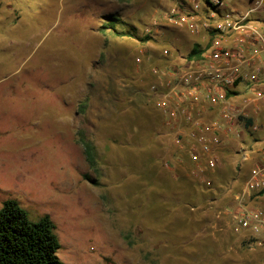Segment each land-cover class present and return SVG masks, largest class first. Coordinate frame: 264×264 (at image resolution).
Returning <instances> with one entry per match:
<instances>
[{"label":"rangeland","instance_id":"obj_1","mask_svg":"<svg viewBox=\"0 0 264 264\" xmlns=\"http://www.w3.org/2000/svg\"><path fill=\"white\" fill-rule=\"evenodd\" d=\"M172 5L0 0V208L14 200L30 222L49 219L63 264H264L224 214L231 201L182 203L180 173L206 182L240 157L195 174L148 94L150 66L135 58L161 47Z\"/></svg>","mask_w":264,"mask_h":264},{"label":"built area","instance_id":"obj_2","mask_svg":"<svg viewBox=\"0 0 264 264\" xmlns=\"http://www.w3.org/2000/svg\"><path fill=\"white\" fill-rule=\"evenodd\" d=\"M249 1L235 10L225 0H181L161 12L162 21L198 39L200 53L183 67H150L148 94L195 174L214 172L224 139L237 142L249 170L223 212L235 233L264 248V28L253 19L264 0ZM148 61L143 51L135 58Z\"/></svg>","mask_w":264,"mask_h":264},{"label":"trees","instance_id":"obj_3","mask_svg":"<svg viewBox=\"0 0 264 264\" xmlns=\"http://www.w3.org/2000/svg\"><path fill=\"white\" fill-rule=\"evenodd\" d=\"M108 27L114 29V25L119 18L108 15ZM104 28V26H102ZM148 37V38H147ZM144 40H149V36ZM200 53L199 49L192 50L188 58L192 59ZM149 66H155L153 62ZM172 134V131H167ZM173 135V134H172ZM84 145V152L87 161L94 164V154L90 143L81 140ZM182 164L185 166L192 162L189 160L187 149L180 152ZM235 154L239 156L238 149H226V155ZM221 163V162H220ZM245 164L239 160L235 164L227 163L223 160L222 167H219L209 179V184L199 180L190 179L180 173L178 181L179 190L182 192V203L185 208L196 211L201 208H210L216 203L226 205L236 192L243 185L246 169L242 168ZM227 207V206H225ZM54 225L47 219L42 218L32 223L29 221L25 210L14 200L5 201L0 208V264H63L56 255L60 245L53 233ZM250 242H252V239Z\"/></svg>","mask_w":264,"mask_h":264},{"label":"crops","instance_id":"obj_4","mask_svg":"<svg viewBox=\"0 0 264 264\" xmlns=\"http://www.w3.org/2000/svg\"><path fill=\"white\" fill-rule=\"evenodd\" d=\"M172 1L176 3L181 0ZM225 2L227 8H232L235 10H244L250 5L249 0H225ZM263 14L264 8L253 18L255 22H257V24L262 28H264V19H262ZM161 24H164L162 26L166 28L163 29L164 31L161 30V34H159V31L157 32L159 35L158 37L161 47L158 48L157 52H145V54H147L149 58V61L146 63L149 64L150 62H153L156 67L160 68H171L180 66L183 67L186 61L191 60V58H188V55L191 53V51L200 47L198 39L195 36L191 35L184 28H177L173 25L166 23L165 21H162ZM164 50L168 51V54L166 56L163 55ZM197 55L194 57H197ZM246 138L247 137H245V139ZM243 142H245L244 138ZM246 142H248V140H246ZM236 143L237 142L232 139L223 140V142L218 147L219 162L223 160V154L226 153V149H228L227 147L230 145H236ZM245 164L248 166L247 163Z\"/></svg>","mask_w":264,"mask_h":264}]
</instances>
